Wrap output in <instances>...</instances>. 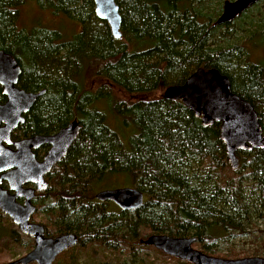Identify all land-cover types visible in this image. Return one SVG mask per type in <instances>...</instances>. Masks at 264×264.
<instances>
[{
  "label": "trees",
  "instance_id": "16d2710c",
  "mask_svg": "<svg viewBox=\"0 0 264 264\" xmlns=\"http://www.w3.org/2000/svg\"><path fill=\"white\" fill-rule=\"evenodd\" d=\"M224 1L115 0L121 17V38L115 39L108 23L96 17L93 0H0V50L22 70L18 88L44 91L17 133L43 135L73 119L81 126L62 166L67 174L50 181V201L56 203L46 215L53 222L45 216L50 228L76 233L80 244L54 264H128L121 259H137L149 248L140 241L154 234L195 237L194 245L210 256L264 257V237L253 232L264 225V148L237 152L239 167L232 170L219 123L204 127L180 100L151 96L183 84L199 68H214L253 107L264 137V65L249 62L244 48L254 34L264 39V16H252L261 1L234 20L248 26L237 27L247 39L241 43L235 42L234 21L216 24ZM30 4L32 11H51L79 29L64 36L58 28L20 27L21 9ZM92 69L136 97L116 103L112 89L88 90ZM94 102L101 114L82 113ZM113 115L116 130L108 124ZM120 127L128 130L125 144ZM115 177L129 184L116 186ZM107 182L101 189L134 184L144 204L132 211L100 206L97 185ZM23 238L0 214L2 251L20 246L26 253L32 241ZM238 238L250 247L238 249Z\"/></svg>",
  "mask_w": 264,
  "mask_h": 264
},
{
  "label": "water",
  "instance_id": "95a60500",
  "mask_svg": "<svg viewBox=\"0 0 264 264\" xmlns=\"http://www.w3.org/2000/svg\"><path fill=\"white\" fill-rule=\"evenodd\" d=\"M260 1L262 0L224 1L216 24H231ZM93 3L96 17L107 22L113 37L120 39L121 17L115 0H93ZM21 73L17 60L0 50V87L1 94L5 97V101L0 103V181L6 180L10 190L15 192L9 194L0 188V211L7 215L21 234L34 239V246L29 252L5 264H53L59 254L77 244V236L69 233L46 238L44 227L30 222V217L36 210L31 200L35 191L48 190L44 176L66 155L80 133L81 126L73 121L50 136L36 135L12 141L13 131L24 124V116L37 98L44 94V91L26 92L19 89ZM162 97L168 101L180 100L195 117L200 118L204 127L215 122L220 124L219 138L232 170L239 167L237 152L264 148L257 113L250 103L232 93L228 78L216 69H197L183 84L167 87ZM11 145L15 147L14 151L9 148ZM43 145H49L50 149L43 161L38 162L32 150ZM27 184H34L35 190H25L23 187ZM18 197H24L23 206L16 202ZM95 199L112 202L121 211L136 210L144 204L143 193L130 187L99 191L95 194ZM140 243L190 264H264V257L224 259L204 254L193 248L195 237L178 238L154 234Z\"/></svg>",
  "mask_w": 264,
  "mask_h": 264
},
{
  "label": "rangeland",
  "instance_id": "374dc122",
  "mask_svg": "<svg viewBox=\"0 0 264 264\" xmlns=\"http://www.w3.org/2000/svg\"><path fill=\"white\" fill-rule=\"evenodd\" d=\"M21 16H20V23L19 26L20 27H24V28H46V29H59L62 31V33L64 34V36H68L71 32H73V30H77L79 29L78 25H74L72 24L70 21L65 20L61 17H57V16H53L51 11H40V10H33L32 11V4L27 5L26 7H23L21 9ZM252 16L255 15L254 13L257 14H262L264 16V0L261 1L259 3L258 7H255L252 10ZM246 21L241 19H238L236 21H234V31L235 32V39L237 42H243L244 40H247L245 37V33L238 31L237 27H242L246 30V28H248L247 24H245ZM244 48L247 52L248 55V60L251 63L254 64H259V65H264V39L261 36H258L257 34H254L252 36L249 37V41L244 45ZM85 85L88 88V90H92L95 91L100 90L102 87H104L105 89H112V94L115 100H117L116 103H123V102H129L131 103L132 100L136 97L134 95H128L124 92H122L121 90L115 89V87L111 86L109 83H106L105 80H102L100 78H97L95 76L94 73V69L91 70V72L86 76V80H85ZM164 91H156L151 93V96L153 97H160L163 96ZM116 103H115V108H116ZM111 111V110H110ZM114 116V115H113ZM115 117V118H114ZM112 118H109L108 120V124H110V127L112 129H117V122H116V116H114ZM115 129V130H116ZM127 129H124L122 127H120L119 132L120 136H122L123 142L124 144L127 143V137L129 136V134H127ZM119 177H115L112 179V182H118L116 183V186H121V185H128L129 182L127 181V179H122ZM108 183V184H107ZM107 183H100L97 185V191H101L104 187H108L111 184L109 182ZM126 187H132L131 184L129 186ZM44 218L45 217H37L36 220L38 222H44ZM258 232L256 233V231H253L256 237L261 236L264 237V225H261L260 227L257 228ZM24 238L23 240H25V236L22 235ZM147 236L144 237V239H146ZM235 244L237 246H239L240 248L238 249H247L250 247L249 241H243L241 239H237ZM146 246V245H145ZM149 248H143L142 250H140V256L137 259H134L132 257H125L122 258L121 260L125 261V259L127 260L128 264H178L173 260H170L168 258H164L161 257L159 254L155 253V251L153 250L154 248L148 246ZM223 247V246H222ZM220 247V248H222ZM193 248L199 250L198 246L193 245ZM0 251H2V249L0 248ZM25 251L20 247V246H13L11 249L9 250H4L0 253V264H4V263H8L12 260H15L19 257H21L22 255H24ZM224 254V253H223ZM259 254H264V246L263 248H260L259 250ZM221 255V254H220ZM223 255L221 256H214V257H218V258H222ZM114 258V257H113ZM240 258H243L242 256ZM110 259H112V257L110 256ZM225 259V258H224ZM95 261H99V258L97 257L95 259ZM182 262V261H181ZM82 264H84V259L81 260ZM33 264V263H32ZM56 264H60V263H56Z\"/></svg>",
  "mask_w": 264,
  "mask_h": 264
},
{
  "label": "flooded vegetation",
  "instance_id": "af4514ba",
  "mask_svg": "<svg viewBox=\"0 0 264 264\" xmlns=\"http://www.w3.org/2000/svg\"><path fill=\"white\" fill-rule=\"evenodd\" d=\"M244 13V12H243ZM242 13V14H243ZM237 19V18H236ZM0 92H1V87H0ZM95 93V92H94ZM2 95V94H1ZM4 97V96H3ZM92 100V99H91ZM5 101V97H4V100L3 101H0V103H3ZM146 100H142V101H134V104H136V103H138V102H145ZM83 110V111H82ZM81 111H82V113H88V112H91V111H93L94 112V115H97V114H101L100 113V111H99V109H98V107H97V105L95 104V102H94V104L93 103H90V104H88V105H86L85 107H84V109H82ZM25 117V116H24ZM73 121H76V122H78L77 121V119H73V120H68L67 122H65V123H62V125H60L56 130H53V131H51V132H49V133H47V134H43L42 136H50V135H53V134H56L59 130H61L62 128H64V127H66L68 124H70L71 122H73ZM79 123V122H78ZM21 126V125H20ZM20 126H18V128L16 129V130H14L13 131V133H12V136H11V140L12 141H18V140H22V139H25V138H29V137H32V136H27V137H24V135L23 134H20V133H17L18 132V130H19V127ZM9 148L11 149V150H15V147L13 146V145H11V146H9ZM49 149H50V146L49 145H43V146H41L40 148H38V149H35V150H32V152H33V154H34V156H35V159H36V161H38V162H41V161H43V159L45 158V156H46V154L48 153V151H49ZM70 149V148H69ZM69 149H68V151H67V153H66V155L60 160V161H58L55 165H54V167L52 168V170L50 171V173L49 174H47L46 176H44V179L46 180V182L48 183V190L47 191H43V192H37V191H35V194H34V197H33V199L31 200V204H32V206H34L35 207V212L31 215V217H30V222H32V223H39V224H41L43 227H44V236L46 237V238H56V237H58V236H61V235H64V234H69V233H72V232H67V233H63V234H59V233H57L56 232V230L57 229H52V228H50L49 227V225L48 224H50L49 223V221H48V219H46V218H44V222H38L37 220H36V218L37 217H45V216H47L48 217V215H46V213H47V211H50V209L52 208V206L56 203H54V201L52 200V201H50V196H49V193H48V191H51V190H49L50 189V181H55V179H54V176L56 175V174H60V176H63V175H66L67 174V172H66V169L63 167L62 168V166H64V163H65V161H66V159H67V154H68V152H69ZM59 169H62V172L59 170ZM9 171H4V173H8ZM58 174V175H59ZM57 175V176H58ZM0 176H1V174H0ZM52 181V182H53ZM132 187H130V188H136V186L134 185V184H132L131 185ZM0 188L2 189V190H6L9 194H14L15 192H13V191H11L10 190V188H9V183L6 181V180H1L0 181ZM25 190H28V189H33V190H35V185L34 184H27V185H25L24 187H23ZM120 188H127L126 186H122V187H119V188H117V189H120ZM106 190V189H105ZM99 192V191H98ZM21 194L22 195H25L23 192H21ZM21 195V196H22ZM49 197V198H48ZM47 198H48V200H47ZM16 202L19 204V205H21V206H23L24 205V202H25V199H24V197H18L17 199H16ZM97 203H99V205L100 206H104V205H112V206H115L118 210H120L114 203H111V202H99V201H96ZM121 211V210H120ZM132 211V210H131ZM113 214V212L112 211H108L107 212V214ZM0 214H2V215H4L5 217H7V215L5 214V213H3V212H1L0 211ZM8 218V217H7ZM49 218V217H48ZM46 220L48 221V222H46ZM49 220H50V222H53L50 218H49ZM56 220V219H55ZM53 225H54V223H52ZM51 225V224H50ZM16 227V226H15ZM17 228V227H16ZM58 231V230H57ZM72 234H74V235H76L77 236V244L74 246V247H71V248H69V249H67V250H65L64 252H62L61 254H59L56 258H55V260H54V262H53V264L56 262V261H58L59 260V258L60 257H62L67 251H70V250H73L74 248H76L79 244H80V242H79V236L76 234V233H72ZM25 236V235H24ZM25 237H28V236H25ZM28 238H30V237H28ZM31 239V241H32V248H33V246H34V239L33 238H30ZM31 248V249H32ZM30 251V250H29ZM29 251H27V252H29ZM26 252V253H27ZM25 254V253H24Z\"/></svg>",
  "mask_w": 264,
  "mask_h": 264
}]
</instances>
